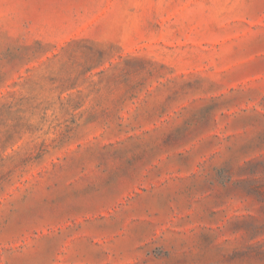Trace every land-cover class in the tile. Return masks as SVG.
Listing matches in <instances>:
<instances>
[{
  "label": "rangeland",
  "instance_id": "rangeland-1",
  "mask_svg": "<svg viewBox=\"0 0 264 264\" xmlns=\"http://www.w3.org/2000/svg\"><path fill=\"white\" fill-rule=\"evenodd\" d=\"M0 264H264V0H0Z\"/></svg>",
  "mask_w": 264,
  "mask_h": 264
}]
</instances>
